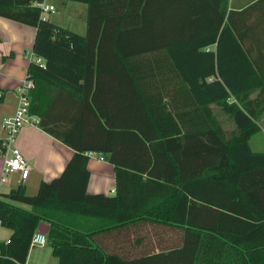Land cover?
<instances>
[{
    "label": "trees",
    "instance_id": "1",
    "mask_svg": "<svg viewBox=\"0 0 264 264\" xmlns=\"http://www.w3.org/2000/svg\"><path fill=\"white\" fill-rule=\"evenodd\" d=\"M43 1L0 0V17L35 29L32 52L44 66L27 67L29 111L74 153L34 196L23 186L0 194L11 231L0 264H25L41 223L58 264H264V152L249 145L264 113V72L223 28L227 0H209L213 30L190 36L201 51H182L164 33L182 26V0H63L87 6L85 35L45 19ZM186 60L190 97H167L152 79L167 64L184 71ZM88 153L113 166L114 196L87 193ZM142 220L173 229V247L136 255L96 241Z\"/></svg>",
    "mask_w": 264,
    "mask_h": 264
},
{
    "label": "crops",
    "instance_id": "2",
    "mask_svg": "<svg viewBox=\"0 0 264 264\" xmlns=\"http://www.w3.org/2000/svg\"><path fill=\"white\" fill-rule=\"evenodd\" d=\"M166 2H169L170 7L177 4V0H166ZM208 2L209 0H182V9L185 14L181 15L178 20L182 26L167 28L164 32L170 40H180V43L170 42L172 46H180L182 51L189 49L205 50L197 47L198 44H190L188 40L190 36L200 38L206 32L213 30L218 16L215 9L213 10L207 4ZM68 3L76 2L44 0L42 4L52 6L53 12L56 11L55 4H57L59 9L65 13ZM74 5H76L75 13L81 16L78 19V26H75L71 20L66 23L52 22L48 19L49 17H46L52 12L42 16L59 27L79 35H85L87 6L82 3ZM195 19L196 23L190 24V21ZM175 20H177V16ZM223 28L230 29L231 34L240 43L252 64L264 72V0H227L226 19ZM34 38L35 29L33 27L0 17V96L2 98L0 101V140L6 138V134L1 129L3 119L13 116L17 109V91L26 76L29 65V61L24 58V53L32 50ZM182 40H186V43ZM215 47L216 45H213L206 50L215 49ZM182 61L183 59H181V63ZM188 66V60H186L181 66L184 71L178 73L171 70L173 66L167 64L165 66L167 74L156 76L152 82L166 84L164 93L167 97L188 98L190 97V90L187 82L191 80L189 74L185 73L188 72ZM192 80L194 79L192 78ZM261 131H264V113L260 121ZM11 148L17 149L22 154L29 163L31 170L22 183L19 182L17 174L10 175L7 182L0 186V194H8L19 186H23L27 195L34 196L41 182H50L62 174L74 153L71 148L45 133L38 126L30 125L23 127L18 132ZM251 150L253 151L252 148ZM253 152L261 153L264 151ZM9 154L8 150H4L0 154V176L4 160ZM87 168L89 171L87 193L114 196L116 191L113 166L96 155L95 158L89 159ZM93 223L97 225L99 222L93 221ZM10 235L9 229L6 233H0V243H6ZM175 239L174 230L167 225L143 220L132 223L127 229L122 228L96 236V241L101 245H109L112 248L116 246L117 250L131 246L130 252L136 255L166 251L173 247ZM125 243H127L126 246ZM136 243L137 245H135ZM25 264H58V259L52 256L51 249L46 244L31 247Z\"/></svg>",
    "mask_w": 264,
    "mask_h": 264
},
{
    "label": "built area",
    "instance_id": "3",
    "mask_svg": "<svg viewBox=\"0 0 264 264\" xmlns=\"http://www.w3.org/2000/svg\"><path fill=\"white\" fill-rule=\"evenodd\" d=\"M40 8L42 15L48 12H53L52 6H46L42 3L37 4ZM24 58L27 61L37 64L41 67L44 66L42 59L36 57L32 51H26L24 53ZM34 89V82L31 79L25 78L22 80L18 91H17V109L13 116L4 118L1 123V129L6 134V138L2 140V147L4 150L10 152L9 156L5 158L2 174L0 176V186L7 182V178L12 174H17L19 176V182L22 183L26 180L31 170V167L27 160L22 156V154L15 148H11L16 135L25 126H38V118L30 114V92ZM1 97V96H0ZM88 158H95L96 155L93 153L87 154ZM102 160V158L100 157ZM2 227V222L0 220V228ZM46 245V237L42 234L35 233L31 239L30 248L34 246H44Z\"/></svg>",
    "mask_w": 264,
    "mask_h": 264
},
{
    "label": "rangeland",
    "instance_id": "4",
    "mask_svg": "<svg viewBox=\"0 0 264 264\" xmlns=\"http://www.w3.org/2000/svg\"><path fill=\"white\" fill-rule=\"evenodd\" d=\"M68 8L66 10V12H62L58 5L55 4L56 6V11L52 12L50 14H47L46 17L51 20L54 23H66L68 20H71L72 23H75V26H78L79 21L78 19H80V15L75 13V7L76 3H68ZM83 6V5H81ZM85 10V9H83ZM49 15V16H48ZM74 17H77L74 19ZM76 29V28H75ZM32 51V50H29ZM228 127V126H227ZM226 127V128H227ZM251 148L253 149V151H264V131H261L260 133L255 134L252 137V141H251ZM7 232V228L5 227H1L0 228V233H6ZM1 244V243H0Z\"/></svg>",
    "mask_w": 264,
    "mask_h": 264
},
{
    "label": "water",
    "instance_id": "5",
    "mask_svg": "<svg viewBox=\"0 0 264 264\" xmlns=\"http://www.w3.org/2000/svg\"><path fill=\"white\" fill-rule=\"evenodd\" d=\"M48 231H49V226L47 224L41 223L38 226L37 233L42 234L43 236L46 237L48 234Z\"/></svg>",
    "mask_w": 264,
    "mask_h": 264
}]
</instances>
